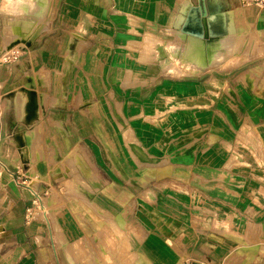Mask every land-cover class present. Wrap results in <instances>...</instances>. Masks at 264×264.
I'll use <instances>...</instances> for the list:
<instances>
[{
    "label": "crops",
    "instance_id": "crops-1",
    "mask_svg": "<svg viewBox=\"0 0 264 264\" xmlns=\"http://www.w3.org/2000/svg\"><path fill=\"white\" fill-rule=\"evenodd\" d=\"M205 3V36L219 42L210 48L205 37L181 30L198 0H46L42 23L30 13L33 2L20 6L26 13L1 5L0 55L19 50L21 56L0 59V264H59L58 251L67 264L262 262L264 9L241 0ZM247 33L253 66L237 75L192 72L190 64L188 73L167 76L158 58L185 37L191 60L220 66L236 52L221 42L240 40V49ZM237 142L248 150L233 151L240 150ZM24 167L52 185L51 194L55 179L74 177L91 193L68 185L78 195L60 203L62 233L50 209L41 217L49 224L46 236L43 227H23L28 191L37 195L36 185L27 191L19 184ZM140 171L135 178L143 186L156 179L165 188L170 179L175 194L142 203L156 218L145 212L137 222L128 186L117 184V176L132 180ZM232 175L243 180L237 191ZM124 212L125 234L118 228ZM59 234L75 244L78 261Z\"/></svg>",
    "mask_w": 264,
    "mask_h": 264
},
{
    "label": "rangeland",
    "instance_id": "rangeland-1",
    "mask_svg": "<svg viewBox=\"0 0 264 264\" xmlns=\"http://www.w3.org/2000/svg\"><path fill=\"white\" fill-rule=\"evenodd\" d=\"M31 2H34V6L31 8L32 10L30 13L38 16L40 19L39 21H41L40 23H42L43 18L41 17V15H43V13L47 11L46 10V4H45L46 0H42V1L41 0H25V1L24 0H2V2L0 0V10H1V5H2V6H6L8 9H10L11 11H14L15 13H19V12L26 13L24 10L21 9L20 6H22L24 9L26 6L25 4L31 6ZM49 4H50V2H49ZM186 6H188L187 1H185V4H184V8L187 9ZM26 9L29 10V8H26ZM37 20H38V18H37ZM252 38L253 37H252L251 33H247L245 38H243L241 48L238 51H236L235 53L226 57V60H225V62H223V64H221L220 66H215V67H213L211 65H206V63L201 64L195 58H193V60H191V58L188 57L187 52H186L189 41L185 37H182V40L178 43L179 47H177V44L175 43V41H173V42L171 41L170 44H168L166 46L165 51L162 50V53H161V55H159V57H158V54H154L153 56H155V58L158 57L159 59H161L164 62L165 71L167 73V76L168 75H178V74L181 75L183 73H188L189 69L191 68L190 64H192L193 65L192 67L195 68L194 70H192V72L202 71V70L207 71L208 70L210 72H214V74L221 73L222 76L221 75L220 76L222 78H224L225 76H227L226 74H228V73H230L231 75L232 74L237 75L238 72H240V71L246 70L248 68H252V66H253L252 60H249V58H250L249 55L254 50H251V51L247 50V48H249L250 45H252V44H249V42L253 43ZM208 41H210V42L214 41V38L209 36ZM234 43L235 42H233L232 45H234ZM225 47H228V44ZM228 49H229V51H235L233 49V46L229 47ZM14 53L15 54L18 53V58L21 56L19 54L20 53L19 50H14V51H9V53H7L5 55L4 54L0 55V59L2 58V60L4 61V59L6 57H7L6 59H8ZM11 59H13V57H11ZM13 60H15V59H13ZM175 70H179V71L176 72ZM217 76H219V75H217ZM222 83H223L222 81H220V83H218L216 81L214 82V84L217 86H221ZM102 101L104 104H108V98L107 97H103ZM3 115H4L3 100L1 101V95H0V122H1V117H3ZM117 115H118V113H117ZM35 132H37V130H34V133ZM237 144L240 146V147H237V148H240V150L239 149L234 150V149H236V148H234L233 151H236L239 154H242L243 153L242 151L244 150L245 147L242 144H240L239 142H237ZM245 150H248V149L245 148ZM262 150H263V147H262ZM262 162L263 163H260V164L263 165V167H264V160L263 159H262ZM239 169L240 168H236L234 170L241 173ZM27 170L28 169L27 168L25 169V167L21 170V172H22L21 176L22 177H21V179H19V182H20L19 184L22 186L23 189H27V191H28V187H26L27 185H31L32 188H33V186L36 185L37 190H35V191L37 192V195H33L31 192L28 191V193L30 194L31 200L29 201V204H28L27 208L25 209V211L23 212V215H22V221L24 224L23 225L24 228H26L30 225H32L34 228L37 227L40 229H41V227H43L44 228L43 233L46 236L45 231L49 227V224L46 221H43L41 219V217L42 216H45L46 218L49 217L48 210L50 209V217L54 223L55 219L59 220V216L57 215V212L62 213V210H63V209H59L60 208L59 206L61 205L60 203L63 201L72 200V198L74 196L78 195L76 192H74V190H73V192L69 193L67 191L68 185L75 187V190L83 193L84 195L85 194L91 195V193L88 192L89 190H86V188L83 187L84 185L82 183H80L76 177L71 178L69 180H61V178L55 179L54 183H53L54 184L53 188L55 191H52V194H51V192H49V190H50V188H52V185L46 184L45 182L41 181L40 178H38L36 176L31 177V175H33V173L27 174L26 173ZM122 174H124V173H122ZM141 174H142L141 171H140V173H135L134 176L132 177V180L124 177L125 174H124V176H121V177L117 176V178H118L117 184L122 185V186H128V190L131 193L130 202L133 204V208L131 211H129V213L133 215V218L137 222H140L141 219H145V217L147 218L145 212L148 213L149 217H152V219L156 218V215L154 213L155 211H153V209H150L149 211H145V212L141 209L142 203H154L157 201H164V199H166V198H174V194H175L171 190V186H173V183H172V181H170V179H168L169 183H167L168 186L165 188H164V186L159 187L158 185H156V179H152V181H151V183H149V185L143 186L140 183V181L137 178H135V177H137L135 175L142 176ZM101 175H104V173H102ZM242 181L243 180L239 179L237 175L236 176L235 175L230 176V186L233 187V189H235V190L242 188V186H240ZM79 183L81 185H79ZM95 185H97V183H95ZM151 186H152V188H150ZM71 191H72V189H71ZM245 195L248 198V194L244 193L243 196H245ZM228 196L232 201H235L236 199H239V197H240L238 194L236 195V194H232V193L229 194ZM81 197H83V196L81 195ZM105 199H106V201H109L108 197H105ZM117 200L120 202L125 201V199L120 198V197L117 198ZM263 200H264V196L262 193L261 196L257 198V202L260 201V204H261V203H264ZM50 202H53L52 206L55 208L54 209L55 211L52 210L51 207L48 208V206H50ZM263 217H264V215L261 216L260 219L261 218L263 219ZM122 223L124 225H122ZM54 225H55V223H54ZM125 225H126V217H125V212H124V215L122 214V217H120L118 220V228H119V230L123 231L122 232L123 234H125V232L128 233L126 231L127 227H125ZM50 230H51V227H50ZM134 233H137V232H134ZM49 239H50V237H48V240ZM53 239H54V237L52 238V240ZM43 244H45V243L41 242L38 245H43ZM120 244H121V240L118 237L117 238V245H120ZM167 244L173 245L174 241H172V240L167 241ZM243 244H248V243H243ZM69 245L72 247V251H74L73 253H75V256H76L75 259L78 261V256H77V251H76L77 247L76 246L74 247L73 243H69ZM77 245L79 246L78 243H77ZM108 245H110V243L106 244L107 250H109ZM101 246H103V242L101 243ZM133 246H134V251L137 248H139L136 246L135 241L133 243ZM119 248L121 249L120 246L118 247V249ZM263 248H264V246H262V249ZM262 249H261V251H262ZM57 250H59V249H57ZM58 253H59V256H58L59 264H67L64 261V259L62 258V253L60 251H58ZM107 260L109 261V259H107ZM120 260H122V259H120ZM135 260H136V258L134 259V261ZM187 263L188 264H207V263H204L201 261H193V260L186 262V264ZM260 264H264V259L262 260V262Z\"/></svg>",
    "mask_w": 264,
    "mask_h": 264
},
{
    "label": "water",
    "instance_id": "water-1",
    "mask_svg": "<svg viewBox=\"0 0 264 264\" xmlns=\"http://www.w3.org/2000/svg\"><path fill=\"white\" fill-rule=\"evenodd\" d=\"M197 6H191L181 30L197 37H205V24L201 17L208 15L205 0H198Z\"/></svg>",
    "mask_w": 264,
    "mask_h": 264
},
{
    "label": "bare ground",
    "instance_id": "bare-ground-1",
    "mask_svg": "<svg viewBox=\"0 0 264 264\" xmlns=\"http://www.w3.org/2000/svg\"><path fill=\"white\" fill-rule=\"evenodd\" d=\"M25 1V0H24ZM42 1V0H41ZM33 4H34V2H33ZM25 5H27V4H25ZM34 6V5H33ZM32 6V7H33ZM188 6H189V4H188ZM188 6H187V9H188ZM26 7V6H25ZM30 8V7H29ZM32 10V9H31ZM23 22V21H22ZM27 23H25L24 24V29H28V25L30 24L29 23V21H26ZM47 24V23H46ZM11 28H12V26H11ZM17 27H15L14 29H16ZM45 28V27H44ZM7 34V33H6ZM8 36H9V34H8ZM18 38H20V37H18ZM17 38V39H18ZM199 38V37H198ZM230 38V37H229ZM23 40H24V38H22ZM208 39H209V35L208 34H206V36H205V43H207V45H208V47L210 48V45L212 44V43H215L216 41H217V39H215L214 38V41H208ZM228 39V38H227ZM231 39V38H230ZM11 40V39H10ZM9 40V41H10ZM16 40V39H15ZM8 40H7V42H9ZM12 41H14V40H12ZM25 41V40H24ZM203 41V42H204ZM240 41V40H239ZM239 41H235L234 39L233 40H231V41H227V42H221V44L220 45H223V46H226L227 44H228V47L227 48H229V47H231V46H233V49L235 50V51H237L238 49H239V46H240V44H239ZM233 42H235L234 43V45H232L233 44ZM5 43H6V41H5ZM14 43V42H13ZM219 42H216V44H218ZM242 43V42H241ZM255 43V42H254ZM7 45V44H6ZM256 47V46H255ZM221 49V48H220ZM7 51V50H6ZM219 51V50H218ZM30 97V96H29ZM24 98V97H23ZM22 100H24V99H22ZM20 102H21V99H20V101H19V106H20ZM22 106V105H21ZM34 133V130H32V131H27L25 134H24V138L25 139H28V138H30L31 137V135ZM30 149V148H29ZM28 153V152H27ZM32 156V155H31ZM19 160H20V158H19ZM56 218V217H55ZM54 223H55V227H56V230L58 231V232H60V233H62V225H61V223H60V220H57V219H55L54 220ZM58 239L60 240V241H62V242H64V243H66V247H67V249H68V251L70 252V253H72L73 254V252L74 251H72V247L69 245V243H67L66 242V240H65V237L64 236H62L61 234H59L58 235ZM73 245H74V247H75V244L73 243ZM65 247V246H64ZM75 249V248H74ZM77 249V248H76ZM77 251V250H76ZM262 252H264V248L262 249ZM76 257V256H75Z\"/></svg>",
    "mask_w": 264,
    "mask_h": 264
},
{
    "label": "built area",
    "instance_id": "built-area-1",
    "mask_svg": "<svg viewBox=\"0 0 264 264\" xmlns=\"http://www.w3.org/2000/svg\"><path fill=\"white\" fill-rule=\"evenodd\" d=\"M243 2V4H246V5H259L261 6L263 9H264V0H241ZM11 57H13V59H18V53H14L12 54V56H10L8 59H4V61H9L11 60Z\"/></svg>",
    "mask_w": 264,
    "mask_h": 264
}]
</instances>
